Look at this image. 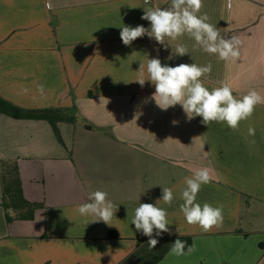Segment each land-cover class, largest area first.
Returning <instances> with one entry per match:
<instances>
[{
	"label": "crops",
	"instance_id": "0c3cea01",
	"mask_svg": "<svg viewBox=\"0 0 264 264\" xmlns=\"http://www.w3.org/2000/svg\"><path fill=\"white\" fill-rule=\"evenodd\" d=\"M170 4L0 0V96L24 109L76 115L59 124L60 143L46 121L0 114V162L16 161L25 198L43 205L33 220L9 223L0 179V264H120L148 238L131 224L134 209L155 205L162 187L173 190L174 200L158 202L171 233L160 236H190L195 251L168 253L159 264H264V104L236 130L206 126L201 117L188 120L180 105L161 110L151 82H134L148 58L170 66L211 63L201 78L209 90L225 82L237 98L251 89L264 95V0H232L230 9L227 0H203L199 14L226 38L240 37L235 61L194 48L187 35L169 40L168 48L148 36L123 44L120 27L149 28L141 19L145 9ZM177 43L190 54L169 60ZM250 126L255 136L248 135ZM204 167L212 179L197 202L223 205L224 215L222 226L206 233L189 225L179 207L185 177ZM96 190L118 205L113 226L87 225L92 218L77 212Z\"/></svg>",
	"mask_w": 264,
	"mask_h": 264
},
{
	"label": "clouds",
	"instance_id": "9594fccd",
	"mask_svg": "<svg viewBox=\"0 0 264 264\" xmlns=\"http://www.w3.org/2000/svg\"><path fill=\"white\" fill-rule=\"evenodd\" d=\"M203 7V0H171L168 7H155L145 9L141 19L150 23L149 28L143 25L136 27L122 26L120 38L125 46H130L133 41L144 36L154 39L158 44L168 48V41H177L187 35L195 41L193 47H199L203 52L216 55L221 61H235L240 57L241 44L238 35L230 38L221 35L220 29L209 22V16L199 14ZM227 7H232V0H227ZM172 49V48H171ZM190 54L189 48L183 43H177L175 50L168 59L174 56ZM145 67L147 79H144ZM212 71V64L199 66L195 63H181L176 66L161 63L159 58H148L147 64L140 62V78L134 80L143 87L150 81L155 91L151 99L163 111L180 105L188 120L201 117V123L209 126L211 123H224L229 129L236 130L241 121L251 119L257 105L264 104V95L256 89H251L247 94L237 98L233 89L225 82L219 87L209 90L203 83L202 77L208 76ZM133 82V81H132ZM129 83V82H126ZM38 91L44 93V85H39ZM177 124V121H173ZM248 135L255 136V128H248ZM196 138V137H195ZM193 138V139H195ZM210 170L207 167L195 170L190 177H185L186 187L182 190L180 211L189 225H198L203 232H209L214 227L220 228L224 221L223 205L212 206L209 203L201 205L197 202V195L203 185L211 182ZM104 191L96 190L89 194L90 202L78 206L80 216L91 217L89 223L104 222L113 226L111 221L118 211ZM174 193L171 188L162 187V198L156 204L139 203L134 209L131 224L137 232L148 237L147 245L151 251L156 248L162 233H170L168 213L158 206V202L171 206ZM178 231V229H177ZM195 244L189 245L187 241L176 239L169 249L170 255L183 256L192 254Z\"/></svg>",
	"mask_w": 264,
	"mask_h": 264
},
{
	"label": "trees",
	"instance_id": "16d2710c",
	"mask_svg": "<svg viewBox=\"0 0 264 264\" xmlns=\"http://www.w3.org/2000/svg\"><path fill=\"white\" fill-rule=\"evenodd\" d=\"M159 46H161L159 44ZM0 114L19 120H40L50 124L53 132L60 143H63L59 124L63 122L73 123L76 115L70 116L64 109H24L0 96ZM0 179L2 185V204L6 212L7 221L15 220L31 221L34 219L35 212L43 205L28 201L23 193L22 180L19 172V166L16 161L0 162ZM113 234L109 235L112 239ZM156 248L148 249V238L137 241L135 250L131 255L120 264H159L169 253L171 245L176 239L187 241L189 245L193 244L190 236H159Z\"/></svg>",
	"mask_w": 264,
	"mask_h": 264
},
{
	"label": "built area",
	"instance_id": "2783aa9c",
	"mask_svg": "<svg viewBox=\"0 0 264 264\" xmlns=\"http://www.w3.org/2000/svg\"><path fill=\"white\" fill-rule=\"evenodd\" d=\"M145 2H146V3H151V2H152V0H145Z\"/></svg>",
	"mask_w": 264,
	"mask_h": 264
},
{
	"label": "rangeland",
	"instance_id": "374dc122",
	"mask_svg": "<svg viewBox=\"0 0 264 264\" xmlns=\"http://www.w3.org/2000/svg\"><path fill=\"white\" fill-rule=\"evenodd\" d=\"M70 116H74V113H69Z\"/></svg>",
	"mask_w": 264,
	"mask_h": 264
}]
</instances>
